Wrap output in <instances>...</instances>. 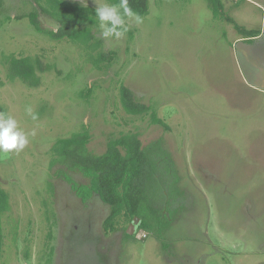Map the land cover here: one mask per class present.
I'll return each mask as SVG.
<instances>
[{
  "label": "rangeland",
  "instance_id": "rangeland-1",
  "mask_svg": "<svg viewBox=\"0 0 264 264\" xmlns=\"http://www.w3.org/2000/svg\"><path fill=\"white\" fill-rule=\"evenodd\" d=\"M148 4L143 23L125 17L123 37H103L98 22L95 39L82 43L54 40L16 18L37 7L34 0H3L0 113L17 121L28 144L0 153L10 205L0 264H264V0H225L232 21L215 16L208 0ZM39 19L45 29L58 27L44 13ZM236 24L257 33L240 34ZM100 52L114 53L111 63H95ZM11 55L40 59L47 69L37 70V84L10 78ZM121 84L168 128L149 113H126ZM84 129L94 154L127 132L162 149V173H176L166 226L138 224L130 234L132 221L123 218L104 233L110 206L96 194L82 200L65 177L90 179L50 165L54 142Z\"/></svg>",
  "mask_w": 264,
  "mask_h": 264
},
{
  "label": "trees",
  "instance_id": "trees-1",
  "mask_svg": "<svg viewBox=\"0 0 264 264\" xmlns=\"http://www.w3.org/2000/svg\"><path fill=\"white\" fill-rule=\"evenodd\" d=\"M37 7L29 13L16 16L26 17L33 28L54 40L69 39L87 43L95 39L91 26L98 23L93 6L82 5L70 0H34ZM118 5L120 0H110ZM149 0H128L129 7L141 16L149 12ZM215 16L227 17L223 12L221 0H208ZM3 0H0V14L3 11ZM44 13L58 23L57 29H45L39 22V14ZM240 34L252 36L255 30H247L235 25ZM96 41V40H95ZM98 42V40H97ZM99 43V42H98ZM114 53H99L95 63L105 61L111 63ZM8 73L10 78H20L35 85L38 80L36 72L47 68L39 58L29 56H8ZM119 100L124 111L131 115L149 113L150 122L168 128L150 106L137 100L130 88L121 84ZM86 129L71 133L68 137L57 139L52 145L53 158L50 165L64 164L69 169L78 170L90 179L89 184H77L68 176L65 179L82 200H87L94 194L103 203L110 206V212L103 221V230L108 234L118 226L122 219L130 223L134 216L140 218L139 226L157 230L166 226L164 211L167 210L169 196L172 195V185L175 172L170 171L166 176L163 171L162 149L152 144L143 146L137 132L121 134L107 143L106 150L101 154H94L87 148L89 133ZM175 173V174H172ZM177 179V177H176ZM10 209L7 192L0 186V263L3 247L2 217ZM155 227V228H156Z\"/></svg>",
  "mask_w": 264,
  "mask_h": 264
},
{
  "label": "clouds",
  "instance_id": "clouds-1",
  "mask_svg": "<svg viewBox=\"0 0 264 264\" xmlns=\"http://www.w3.org/2000/svg\"><path fill=\"white\" fill-rule=\"evenodd\" d=\"M95 16L99 22L100 34L103 37H123L128 31L125 17L133 20L136 24L143 23V17L129 7L128 0H120L118 5L100 4L95 8ZM26 112L33 120L38 119L33 109L28 108ZM31 134L35 135V132L33 131ZM27 144L28 136L19 129L17 121L10 115L0 113V153L19 152Z\"/></svg>",
  "mask_w": 264,
  "mask_h": 264
},
{
  "label": "water",
  "instance_id": "water-1",
  "mask_svg": "<svg viewBox=\"0 0 264 264\" xmlns=\"http://www.w3.org/2000/svg\"><path fill=\"white\" fill-rule=\"evenodd\" d=\"M139 222H140V218L138 216H134L132 222L128 225L126 231L130 234L133 233L135 227L139 224Z\"/></svg>",
  "mask_w": 264,
  "mask_h": 264
},
{
  "label": "crops",
  "instance_id": "crops-1",
  "mask_svg": "<svg viewBox=\"0 0 264 264\" xmlns=\"http://www.w3.org/2000/svg\"><path fill=\"white\" fill-rule=\"evenodd\" d=\"M222 1V4L225 2V0H221Z\"/></svg>",
  "mask_w": 264,
  "mask_h": 264
}]
</instances>
